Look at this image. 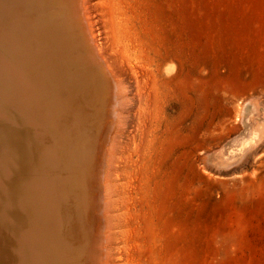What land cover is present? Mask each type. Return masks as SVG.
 Here are the masks:
<instances>
[{
	"label": "rangeland",
	"instance_id": "rangeland-1",
	"mask_svg": "<svg viewBox=\"0 0 264 264\" xmlns=\"http://www.w3.org/2000/svg\"><path fill=\"white\" fill-rule=\"evenodd\" d=\"M86 1L124 96L119 119L116 83L93 60L105 126L93 118L101 162L90 154L81 173L80 260L91 264L93 251L98 264H264V0ZM241 105L253 112L239 118ZM251 130L260 138L241 145Z\"/></svg>",
	"mask_w": 264,
	"mask_h": 264
},
{
	"label": "bare ground",
	"instance_id": "bare-ground-1",
	"mask_svg": "<svg viewBox=\"0 0 264 264\" xmlns=\"http://www.w3.org/2000/svg\"><path fill=\"white\" fill-rule=\"evenodd\" d=\"M88 6L86 0H0V264L84 262L80 260V249L84 243L78 244L84 237L81 231V202L82 188L85 187L81 173L88 171L86 167L92 163L87 164L89 158L92 159L89 157L92 148L102 152L103 146L102 138L98 139L100 142L95 146L92 144L95 139L94 121L98 119L97 109L94 108L97 105L91 69L93 60L101 75L108 72L107 76L110 74L116 83L114 101L117 107H113L117 109L116 118H119V106L124 96L120 90L123 85L114 71L116 69L112 70L105 56L100 53L101 47L94 35L91 9ZM102 103L96 102L98 106ZM252 109V106L239 107L238 117L245 118L253 112ZM94 117L97 119L93 121ZM52 118L54 123L57 121L54 131L50 128L53 125ZM44 127L47 128V135L41 136L39 142L35 133ZM106 127L109 128L108 125ZM258 134L261 135L251 130L246 138L248 142L244 139L240 144H255L260 138ZM112 143L111 135L107 149L110 153L106 152L107 157L105 155L106 167L109 166L110 156L114 157L112 150H109ZM28 144L31 147L26 155ZM100 156L94 157L99 163ZM26 163L29 165L24 168ZM102 175L107 176V173ZM107 182L101 185L107 187ZM87 183L84 182L85 185ZM37 185L38 190L34 193ZM85 194L84 197L88 198ZM22 195L24 199H21ZM33 236L38 237L36 241L32 239ZM40 240L43 247L40 246ZM89 243L92 245L91 241ZM32 246H35L33 251ZM93 253L90 254L91 264H98V256ZM103 263L107 264V261Z\"/></svg>",
	"mask_w": 264,
	"mask_h": 264
}]
</instances>
